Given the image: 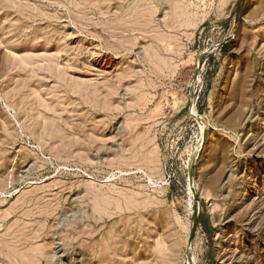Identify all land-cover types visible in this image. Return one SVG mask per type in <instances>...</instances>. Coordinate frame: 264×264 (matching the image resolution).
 Masks as SVG:
<instances>
[{"label": "rangeland", "instance_id": "374dc122", "mask_svg": "<svg viewBox=\"0 0 264 264\" xmlns=\"http://www.w3.org/2000/svg\"><path fill=\"white\" fill-rule=\"evenodd\" d=\"M0 264H264V0H0Z\"/></svg>", "mask_w": 264, "mask_h": 264}, {"label": "bare ground", "instance_id": "6f19581e", "mask_svg": "<svg viewBox=\"0 0 264 264\" xmlns=\"http://www.w3.org/2000/svg\"><path fill=\"white\" fill-rule=\"evenodd\" d=\"M102 61V60H101ZM105 61H106V59H105ZM98 62V61H97ZM110 62V61H109ZM108 62V63H109ZM105 63V62H104ZM104 63H103V65H104ZM106 64V63H105ZM14 241V240H13ZM91 246H92V244H91ZM104 247H105V245H104ZM156 247H158V246H156ZM94 249V248H93ZM99 249V248H98ZM162 252V251H161Z\"/></svg>", "mask_w": 264, "mask_h": 264}]
</instances>
